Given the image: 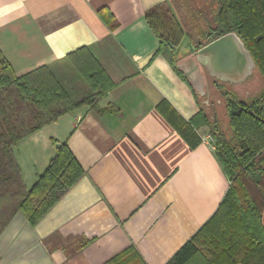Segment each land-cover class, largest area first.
I'll list each match as a JSON object with an SVG mask.
<instances>
[{
  "label": "crops",
  "instance_id": "crops-1",
  "mask_svg": "<svg viewBox=\"0 0 264 264\" xmlns=\"http://www.w3.org/2000/svg\"><path fill=\"white\" fill-rule=\"evenodd\" d=\"M166 1L0 0V51L15 75L49 65L61 78L56 63L86 48L113 84L98 101L105 113L84 105L13 147L28 190L59 142L84 173L34 227L15 214L0 234V264H111L128 249L143 264H166L216 212L229 181L212 139H202L207 128L193 148L169 120L188 122L199 111L197 94L168 51L157 53L145 21ZM183 29L178 60L207 30ZM230 86L248 99L262 82L253 72Z\"/></svg>",
  "mask_w": 264,
  "mask_h": 264
},
{
  "label": "trees",
  "instance_id": "trees-1",
  "mask_svg": "<svg viewBox=\"0 0 264 264\" xmlns=\"http://www.w3.org/2000/svg\"><path fill=\"white\" fill-rule=\"evenodd\" d=\"M216 2L215 26L200 33L196 44L188 40L189 46L198 50L236 34L254 62L262 89L243 99L229 84L209 79V96L197 97L199 111L188 122L169 118L193 148L201 143L197 130L208 129L229 187L214 215L166 264H264V0ZM167 6L151 8L145 21L158 39L157 53L168 51L173 70L185 80L176 67L185 31ZM56 64L61 78L49 65L17 76L0 51V234L16 213L34 227L84 173L67 142H59L28 190L14 157L16 143L84 105L98 114L107 111L98 101L113 84L86 48ZM111 264L143 262L128 249Z\"/></svg>",
  "mask_w": 264,
  "mask_h": 264
},
{
  "label": "water",
  "instance_id": "water-1",
  "mask_svg": "<svg viewBox=\"0 0 264 264\" xmlns=\"http://www.w3.org/2000/svg\"><path fill=\"white\" fill-rule=\"evenodd\" d=\"M176 67L197 97L207 98V76L221 83L243 84L252 76L255 65L239 37L230 33L178 60Z\"/></svg>",
  "mask_w": 264,
  "mask_h": 264
},
{
  "label": "rangeland",
  "instance_id": "rangeland-1",
  "mask_svg": "<svg viewBox=\"0 0 264 264\" xmlns=\"http://www.w3.org/2000/svg\"><path fill=\"white\" fill-rule=\"evenodd\" d=\"M165 4L175 12L180 23L190 35H195L199 28L208 29L207 27L209 26H215L214 17L218 6L216 0H167ZM199 10L203 11L200 17V14H198ZM194 41H196V38H194ZM252 82L255 83L254 85L258 84L257 81ZM256 90H258L257 86ZM221 113L224 115L223 111ZM200 134L203 137L208 135V129L201 131Z\"/></svg>",
  "mask_w": 264,
  "mask_h": 264
},
{
  "label": "built area",
  "instance_id": "built-area-1",
  "mask_svg": "<svg viewBox=\"0 0 264 264\" xmlns=\"http://www.w3.org/2000/svg\"><path fill=\"white\" fill-rule=\"evenodd\" d=\"M210 138L211 137L209 135L202 137L203 141H205V139H210Z\"/></svg>",
  "mask_w": 264,
  "mask_h": 264
}]
</instances>
